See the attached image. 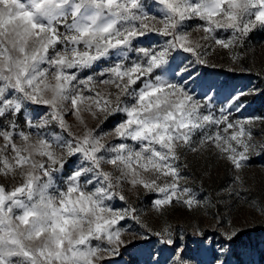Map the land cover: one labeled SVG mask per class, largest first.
<instances>
[{"label": "snow or ice", "instance_id": "6c2138e0", "mask_svg": "<svg viewBox=\"0 0 264 264\" xmlns=\"http://www.w3.org/2000/svg\"><path fill=\"white\" fill-rule=\"evenodd\" d=\"M154 3L157 14L145 11L142 0H0V118H8L0 126V176L18 178L10 188L0 184V264H105L125 244L121 222L141 223L135 207L111 203H127L125 185L157 194L152 208L161 215L174 203L191 211L203 205L181 185V150L211 146L236 173L252 154H264L251 130L264 119L230 118L242 110L244 91L226 97L217 116L211 97L202 102L179 82L191 78L194 65H208L209 50H226L238 61L234 50L264 29V0ZM191 20L202 22L194 29L203 33L198 39L186 30ZM152 34L163 42L144 46L142 38ZM179 52L193 59L177 64ZM101 61L110 63L79 77ZM21 113L23 127L16 122ZM117 114L124 119L108 133L98 134L100 125L91 128L85 118L102 123ZM53 125L59 133L47 131ZM107 136L134 144L105 143ZM67 166L73 167L60 187L54 174ZM233 185L243 188L240 175ZM153 235L175 243L167 223ZM182 251L176 249L177 264Z\"/></svg>", "mask_w": 264, "mask_h": 264}, {"label": "rangeland", "instance_id": "374dc122", "mask_svg": "<svg viewBox=\"0 0 264 264\" xmlns=\"http://www.w3.org/2000/svg\"><path fill=\"white\" fill-rule=\"evenodd\" d=\"M142 3L145 11L158 13L159 6L154 0H142ZM200 23L202 22L199 20L186 22V30L192 33L194 39L203 35L202 32L194 31ZM218 35L227 38L231 33L221 32ZM163 40V37L152 34L142 38V43L148 46L161 44ZM234 52L240 56L235 63L226 50H209L208 65H194L191 78L185 76L179 82H186V89L202 102L211 97V111L217 116L225 105L226 97L244 91L246 95L240 101L242 110H233L230 118L264 119V29L257 28L252 31L245 39L243 47H237ZM173 55L177 64H186L193 59L183 52ZM129 57L134 59L136 53H130ZM108 63L110 62L101 61L90 69L80 70L78 75L81 79L86 78L108 66ZM33 107L35 106H29V110ZM37 111L43 114L44 109L39 108ZM85 118L91 128L100 125L98 134L110 132L124 119L121 114L111 116L102 123L90 116ZM7 119L0 118V126H5ZM66 119L73 125L74 132H82L70 114ZM16 122L23 127V113L16 117ZM251 130L254 142L257 145L264 144V122L256 120ZM47 131L59 133L60 129L53 125ZM201 135L202 133H197L194 142H198ZM121 142L134 144L130 140L120 141L113 136L105 138V143ZM177 163L184 178L181 185L191 188L203 206L189 211L183 205L174 203L161 215L152 208V201L157 198V194L145 192L143 189L129 191L128 185H125L123 190L127 203L118 199L111 203L116 208L129 205L135 207L140 222L147 225V229L131 218L122 221L125 244L105 264H177V248L183 249L180 256L182 264H264V154H252L248 166L240 173H236L225 160L219 159L216 150L211 146L198 153L181 150V158ZM73 166H67L63 173L54 174L56 185L64 186ZM236 175H240L244 181L243 188L233 185ZM17 181H13L11 177L0 176V184L9 188ZM217 219L221 221L219 224ZM165 223L171 225L173 230L175 243L172 246L162 244L160 238L153 235ZM196 228L204 235H196ZM233 229L237 234L232 239H227L224 231Z\"/></svg>", "mask_w": 264, "mask_h": 264}]
</instances>
